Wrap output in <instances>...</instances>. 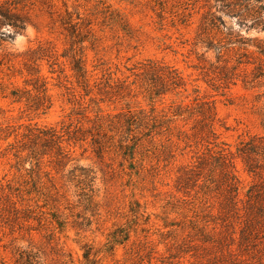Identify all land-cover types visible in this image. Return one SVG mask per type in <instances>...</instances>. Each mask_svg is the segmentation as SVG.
Instances as JSON below:
<instances>
[{"label": "rangeland", "instance_id": "rangeland-1", "mask_svg": "<svg viewBox=\"0 0 264 264\" xmlns=\"http://www.w3.org/2000/svg\"><path fill=\"white\" fill-rule=\"evenodd\" d=\"M0 6L22 26L15 35L0 27V264H264L261 199H247L264 192V169L248 172L237 154L241 142H264V30L219 0ZM73 55L84 79L71 69ZM148 63L174 70L183 87L149 101L139 75ZM203 102L216 115L215 144L177 140L192 125L178 119L172 135L154 139L157 149L145 142L150 151L132 161L113 147L97 153V117L152 108L170 116ZM46 128L62 136L60 163L51 144L40 147L50 154L39 167L26 147L15 158L30 131ZM209 149L232 158L237 210L217 173L197 168ZM76 166L94 177L89 202L70 178Z\"/></svg>", "mask_w": 264, "mask_h": 264}, {"label": "trees", "instance_id": "trees-1", "mask_svg": "<svg viewBox=\"0 0 264 264\" xmlns=\"http://www.w3.org/2000/svg\"><path fill=\"white\" fill-rule=\"evenodd\" d=\"M219 2L226 3V9L229 10V13L237 15L242 19V22L250 23V27L264 30V19L262 16L264 0H219ZM66 15H68L66 19L67 30L71 36L77 37L79 33L75 34L76 25L71 23L70 14L67 13ZM2 25H8L12 28L13 35L22 30L21 24L14 19V15L0 6V27ZM83 42V38H78L76 43ZM224 45H217L218 52H221V48ZM74 57L73 55L71 69L77 77L84 79L86 75V71L83 68L84 65L80 58L75 59ZM139 75L143 77V84L140 85V88L149 101L163 97L168 92H176L183 87L181 78L174 70L165 72L161 66L155 63L145 64ZM215 118L213 107L204 102L193 106H176L171 110L170 116L157 114L153 108L149 111L145 109H140L139 111L127 110L112 117L108 116L106 119L97 117L94 121V127L97 136L100 135L99 137H102V141L96 137L93 138V142L97 145L98 154L102 153L104 147H113L118 150V153L132 161L140 148H143L146 152L150 151V149H157L153 145L154 139L162 135H172L176 129L174 123L178 119H182V121L186 122L185 124L191 121L192 125L189 128L191 133L178 130L177 140L186 139L195 144H215L217 140V134L214 129ZM104 138L106 141H104ZM25 139L27 142L23 143L22 147L24 148L15 151L14 156L18 158L19 154L25 150V147L28 148L27 159H29L30 166L34 162L35 167H39L40 158L43 155L50 154L40 149L42 146L47 148L48 144H51L52 149L55 150L54 156L57 162L60 163L67 156V153L62 148V136L54 128L34 129L25 136ZM145 142L151 144L150 149H147L144 145ZM208 153L209 156L202 159L197 168H201V170L207 168L208 173H210L209 177L217 173L216 185L223 188L227 193L228 199L235 206L234 209L237 210L238 204L242 200L239 199V182L234 173L232 158H229L230 154L224 150L212 152L211 149L208 150ZM237 154L242 159L247 171L260 177L264 169V142L259 139L241 142L240 147L237 149ZM260 162H263V164H260ZM70 176L72 180L76 181L84 201L89 202L93 193L94 178L91 171L76 166L70 171ZM255 195L261 199L258 205L260 212L264 214V192L255 193L249 190L247 195L248 202Z\"/></svg>", "mask_w": 264, "mask_h": 264}]
</instances>
